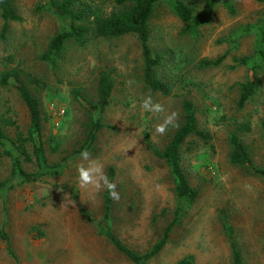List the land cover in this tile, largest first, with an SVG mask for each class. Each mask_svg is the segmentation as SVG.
I'll return each instance as SVG.
<instances>
[{
  "label": "rangeland",
  "instance_id": "rangeland-1",
  "mask_svg": "<svg viewBox=\"0 0 264 264\" xmlns=\"http://www.w3.org/2000/svg\"><path fill=\"white\" fill-rule=\"evenodd\" d=\"M204 1L187 0L199 9ZM233 1L236 14L219 6L200 38L183 36L184 22L171 5L166 1L158 5L151 21V44L164 55L158 75L171 88V94L164 95L144 82L136 35L94 39L84 47L69 44L58 67L43 62L40 55L51 37L69 23L43 8L45 0H15L22 20L12 23L6 43L0 40V72L19 66L48 83L34 88L41 99L47 162L60 165L62 172L48 173L33 155L24 167L42 175L20 184L11 179V159L3 156L0 231L5 226L17 258L8 253L0 236V264H135L99 232L96 222L103 216L105 190L80 186L81 153L88 151L92 159L104 162L106 174L117 186L116 234L132 248L148 250L173 219L176 206L173 178L153 148L164 149L183 123L185 98L194 101L199 126L211 135L208 140L191 136L182 148L186 175L200 194L183 224L173 229L164 249L147 264H176L187 255L194 256V264H233L231 239L224 228L227 221L234 229L242 264H264V177L231 162L229 140L230 133L237 132L254 163L264 166V68L258 70L256 92L239 108L240 84L249 78L250 67L234 60L253 54L256 35L244 29L264 17V2ZM78 2L93 9L102 6L106 12L120 9L112 0ZM2 24L0 17V32ZM225 53L229 54L219 66L200 67L202 59ZM102 68L112 71L115 84L110 103L96 110L92 106L98 100ZM73 90L80 91L78 99ZM149 94L165 105V114L178 113L177 126H169L162 135L155 126L164 114L139 108L140 98ZM0 116L12 117L27 132L29 111L14 86H0ZM97 116L104 126L93 145L81 150ZM8 132L15 137L14 128ZM52 135L60 141L57 149ZM28 148L33 152L32 145ZM38 229L44 232L41 238L35 233Z\"/></svg>",
  "mask_w": 264,
  "mask_h": 264
},
{
  "label": "trees",
  "instance_id": "trees-1",
  "mask_svg": "<svg viewBox=\"0 0 264 264\" xmlns=\"http://www.w3.org/2000/svg\"><path fill=\"white\" fill-rule=\"evenodd\" d=\"M112 1L116 6L120 7L119 10L106 12L102 6H98L96 9H93L91 5L82 7V4L78 0H45V3L41 4L43 5L42 7L51 10L62 22H68L69 24L64 25L61 30L51 37L48 47L42 52L40 59L56 68L64 60L65 51L69 44L84 47L94 39L121 38L128 34L136 35L140 42L143 59V79L146 86L152 91L169 95L171 94L170 86L158 75V67L162 65L164 55L154 50L151 44V21L158 5L162 1L168 2L174 13L184 22L181 34L193 38L201 37L202 27L214 20L219 6L224 7L232 14H236L237 12L233 0H205L204 5L200 9L197 6L190 5L187 0ZM257 1L264 2V0ZM0 17L3 19L0 40L6 43L12 32V23L22 20L15 0H0ZM244 30L254 32L256 36L253 54L234 58L237 61V65L245 64L250 67L249 78L240 84L239 108H243L248 103L260 83L258 70L264 68V17L254 24L247 25ZM227 40L229 39L227 38ZM231 42L234 46H237V38L232 37ZM228 54L225 53L216 59H202L199 65L206 68L219 66ZM114 84L112 71L104 68L100 69L97 86L98 100L92 106L94 109L103 110L110 103ZM47 85L48 83L44 79L36 74L25 71L19 66L4 68L0 72V86L2 88L14 86L29 111L30 125L27 132H24L18 122L12 117L0 116V161L3 156H8L11 159V179H18V183L20 184L35 181L39 178V175H42L41 173L38 175L29 172L24 167V162L32 161L33 155L42 169L47 168L48 173L60 174L62 172L60 165L48 164L45 154L41 99L34 87L45 88ZM73 93L75 98L78 99L80 91L73 90ZM183 109L185 119L171 136L170 141L164 149L153 148L154 153L165 161L173 178L176 206L173 212V219L169 222L160 238L148 250L138 251L116 234L113 226L114 200L110 198L106 190L104 192L103 216L96 222L99 232L120 253L135 264H147L149 260L164 249L173 229L183 224L200 194L199 190L191 185L186 175L183 167L182 148L191 136L208 140L211 138V135L199 126L197 109L193 100L185 98L183 100ZM261 125L264 131V120ZM103 126L104 124L99 116L91 121L87 129L86 144L81 150L89 149L93 145L98 131ZM9 128L16 130L15 137L9 134ZM50 140L56 149L59 148L60 141L56 136L52 135ZM229 140L232 147L230 153L231 162L244 166L250 172L264 177V166H258L254 163L247 145L242 141L237 132L230 133ZM29 145L33 146V152L29 151ZM54 167L57 168L54 169ZM87 217L90 221L94 222L93 217L90 215ZM224 228L231 239L233 264H242V253L235 240L234 229L228 221L224 223ZM35 233L38 238L44 235V232L40 229ZM0 236L6 244L8 253L17 258L5 226L1 228ZM176 264H194V256H184Z\"/></svg>",
  "mask_w": 264,
  "mask_h": 264
},
{
  "label": "clouds",
  "instance_id": "clouds-1",
  "mask_svg": "<svg viewBox=\"0 0 264 264\" xmlns=\"http://www.w3.org/2000/svg\"><path fill=\"white\" fill-rule=\"evenodd\" d=\"M133 107H137L133 104ZM139 108L143 112H148L156 116L163 115L162 122L155 126V131L158 134H164L169 126L176 127L175 123L178 113H166V107L163 103L154 100L152 95H147L140 98ZM81 163L77 167L78 180L81 187H91L96 191L106 190L112 200H119L120 194L116 190V184L108 177L105 172V165L99 159H92L88 151L81 153Z\"/></svg>",
  "mask_w": 264,
  "mask_h": 264
},
{
  "label": "built area",
  "instance_id": "built-area-1",
  "mask_svg": "<svg viewBox=\"0 0 264 264\" xmlns=\"http://www.w3.org/2000/svg\"><path fill=\"white\" fill-rule=\"evenodd\" d=\"M52 107L54 108V104H52Z\"/></svg>",
  "mask_w": 264,
  "mask_h": 264
}]
</instances>
